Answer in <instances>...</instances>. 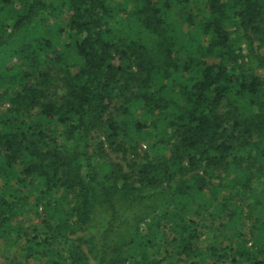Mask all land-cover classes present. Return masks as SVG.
<instances>
[{
	"label": "trees",
	"instance_id": "trees-1",
	"mask_svg": "<svg viewBox=\"0 0 264 264\" xmlns=\"http://www.w3.org/2000/svg\"><path fill=\"white\" fill-rule=\"evenodd\" d=\"M0 264H264V0H0Z\"/></svg>",
	"mask_w": 264,
	"mask_h": 264
},
{
	"label": "rangeland",
	"instance_id": "rangeland-1",
	"mask_svg": "<svg viewBox=\"0 0 264 264\" xmlns=\"http://www.w3.org/2000/svg\"><path fill=\"white\" fill-rule=\"evenodd\" d=\"M113 156H114V155H113ZM113 156H112V157H113Z\"/></svg>",
	"mask_w": 264,
	"mask_h": 264
}]
</instances>
